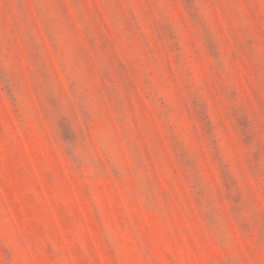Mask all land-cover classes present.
Wrapping results in <instances>:
<instances>
[{"label":"rangeland","instance_id":"rangeland-1","mask_svg":"<svg viewBox=\"0 0 264 264\" xmlns=\"http://www.w3.org/2000/svg\"><path fill=\"white\" fill-rule=\"evenodd\" d=\"M0 264H264V0H0Z\"/></svg>","mask_w":264,"mask_h":264}]
</instances>
